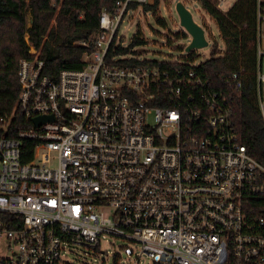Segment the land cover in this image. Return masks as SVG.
<instances>
[{
	"label": "built area",
	"instance_id": "obj_1",
	"mask_svg": "<svg viewBox=\"0 0 264 264\" xmlns=\"http://www.w3.org/2000/svg\"><path fill=\"white\" fill-rule=\"evenodd\" d=\"M142 5L104 8L98 31L72 43L82 68L56 78L24 36L15 110L30 126L8 139L14 114L0 117V264H93L75 248L110 253V264H264V166L239 144L227 99L191 63L133 66L124 61L152 60L138 47L116 53L136 37L125 46L119 28ZM256 58L264 126L260 7ZM37 117L52 121L35 127Z\"/></svg>",
	"mask_w": 264,
	"mask_h": 264
},
{
	"label": "trees",
	"instance_id": "obj_2",
	"mask_svg": "<svg viewBox=\"0 0 264 264\" xmlns=\"http://www.w3.org/2000/svg\"><path fill=\"white\" fill-rule=\"evenodd\" d=\"M53 0H0V117L14 118L6 132V138L16 139L20 130L30 126L29 121L15 110L19 92L17 70L22 59L30 58L29 46L24 41L27 34L29 44L39 52V59L45 64V74L56 78L61 70L82 68L84 49L72 46L73 42L88 40L99 29L98 20L104 8L113 10L115 0H61L59 9L52 7ZM59 4V0L56 1ZM200 9L215 23L224 44L220 53L214 45L210 56L195 71L207 80L211 88L220 91L228 101L239 144L244 145L247 154L264 166V126L257 104L256 47L257 12L264 10V2L258 0H236L227 11H221L215 0H199ZM159 0L152 5H142L143 12H152L157 18ZM131 4L129 9H135ZM26 15L30 16V27H26ZM158 24L165 27L163 20ZM53 22V23H52ZM136 37L129 48H117L116 53H128L129 49L145 44ZM176 40L186 39L181 32ZM171 44L170 40L167 42ZM183 47H178L182 50ZM135 55L139 53L133 52ZM192 54L184 62L192 63ZM129 65L151 64L167 68H179V62L149 61L140 63L136 59L124 61ZM238 78L232 80L231 76ZM239 84V87H238ZM2 135V132H1ZM34 144L22 143L21 162L32 159ZM24 151V152H23Z\"/></svg>",
	"mask_w": 264,
	"mask_h": 264
},
{
	"label": "rangeland",
	"instance_id": "obj_3",
	"mask_svg": "<svg viewBox=\"0 0 264 264\" xmlns=\"http://www.w3.org/2000/svg\"><path fill=\"white\" fill-rule=\"evenodd\" d=\"M215 1L217 2L219 9L224 12L227 11L236 0ZM178 2L179 0H159L157 18L152 15V12H143V10L140 9L128 13L125 21L119 28V35L123 37L124 45L127 46L135 34L139 32L142 33L145 38V44L135 49V51L140 54L141 58L158 62L175 60L184 61V58L192 54L194 58L192 63L194 66L200 65L209 58L210 50L214 45L217 46L220 53H223L224 44L219 36L214 21L204 14L197 5H186V9L191 13L193 21L204 30L205 39L208 45L203 48L193 49L190 52L185 51V48L190 43V37L180 26L179 18L175 11V5ZM153 3L154 0H149L150 5ZM157 19L163 20L165 27L160 26ZM30 23V16L26 15L27 28L30 27ZM181 32H183L187 38L176 40L175 36ZM168 40L171 42L170 45L167 44ZM178 47L183 48L180 51L177 49ZM75 250L76 251H73V254L76 255L77 258L86 260L89 263L92 262L93 264H99L101 260H107V264H110V253L106 255H94L81 249L75 248Z\"/></svg>",
	"mask_w": 264,
	"mask_h": 264
},
{
	"label": "water",
	"instance_id": "obj_4",
	"mask_svg": "<svg viewBox=\"0 0 264 264\" xmlns=\"http://www.w3.org/2000/svg\"><path fill=\"white\" fill-rule=\"evenodd\" d=\"M175 11L178 15L181 28H183L185 33L190 37V43L185 48V51L190 52L193 49L206 47L208 43L205 39L204 30L193 21L191 13L186 7L181 2H178L175 5ZM47 121H52V118L37 117L32 120L35 127H39Z\"/></svg>",
	"mask_w": 264,
	"mask_h": 264
}]
</instances>
